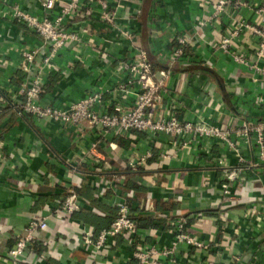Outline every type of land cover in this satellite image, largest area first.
Instances as JSON below:
<instances>
[{"label":"crops","instance_id":"crops-1","mask_svg":"<svg viewBox=\"0 0 264 264\" xmlns=\"http://www.w3.org/2000/svg\"><path fill=\"white\" fill-rule=\"evenodd\" d=\"M8 1L19 2L27 12L43 17L37 0ZM246 1L240 11H231L212 25L203 23L197 31L198 24L212 14L204 0H120L116 26L131 30L132 42L101 23L97 5L91 4L89 17L77 16L66 25L83 33L87 22L89 43L80 49L71 45L61 50L52 66L41 71V100L65 109L92 87L103 86L109 89L104 96L107 111L115 104L128 105L134 96L116 89L123 80V75L113 72L116 63L132 59L141 49L154 69L169 68L171 42L183 35L191 39L186 47L188 61L172 69L155 116L166 117V111L174 107L175 95V112L184 121L201 115L214 125L232 129L244 121H263L264 79L214 48L228 30L238 28L232 52L248 61L254 59L256 38L239 25L254 23L255 8L264 0ZM33 47L41 50L30 68V78L40 73L48 48L22 25L0 20V264H9L5 256L32 217L45 218L47 228L35 234L20 264H136L138 246L158 251L172 247L170 221L177 211L187 215L186 231L203 247L180 243L169 257L155 255L151 261L264 264V164L257 157L254 139L244 143L232 136L244 159L238 166L235 154L219 142L204 139L181 144L163 134L152 142L137 131L103 133L87 124L75 127L19 115L22 99L16 91L23 75L15 65L21 59L20 49ZM259 65L264 67V59ZM148 150L153 156L144 165L135 170L127 167L129 160ZM90 151L93 156L87 158ZM220 157L229 169H242L235 181L224 179L217 163ZM125 180L127 189L134 191L128 200L131 214L141 223L150 216L153 226L138 227L135 245L117 236L113 245L91 252L82 235L92 230L96 236L108 227L117 213L112 202L126 193L121 182ZM75 188L85 206L68 222L59 204ZM99 188L103 189L102 200L97 198ZM145 206L148 211H143ZM154 207L165 218H156Z\"/></svg>","mask_w":264,"mask_h":264},{"label":"built area","instance_id":"built-area-1","mask_svg":"<svg viewBox=\"0 0 264 264\" xmlns=\"http://www.w3.org/2000/svg\"><path fill=\"white\" fill-rule=\"evenodd\" d=\"M37 2L43 12V17L27 12L19 2L0 0V20L22 25L40 38L42 47L48 48V52L43 57V67L37 77L34 78L29 77L30 68L41 47L22 48L19 51L21 59L15 65L19 73L23 75L16 91L22 99L19 115L75 127L87 124L90 127L101 129L103 133L112 131L117 134H127L131 131H137L146 135L152 142L160 134L181 144H186L189 141L198 142L204 139L214 143L219 142L235 154L238 166L244 163V159L240 155L232 136L234 135L236 139H240L244 143H249L251 139H254L257 146V157L264 164V120L258 122L244 121L236 129L214 125L201 115L197 116L195 120L184 121L175 112L177 106L175 95H173L172 100L174 107L166 111V117L157 118L155 116L161 110L163 94L166 92L167 83L172 77V69L188 61L189 54L186 47L191 43V39L187 36H178L171 42L172 52L169 58V68L154 69L146 52L141 49L136 50L137 54L132 59H123L116 63L113 69L114 74L116 76L123 75V80L117 84L116 89L121 94H133L134 96L128 105L115 104L111 111H107L104 105V96L109 92V89L103 86L92 87L85 97L65 109L52 107L45 103L41 100V95L44 93L41 71L45 67L52 66L53 59L61 50L71 45H75L76 49H80L89 43L90 30L87 22L83 23V33L73 28L68 29L66 25L77 16L89 17L92 13L91 4L97 5L98 19L101 23L115 28L119 35L130 42H132L134 35L129 29H119L116 26L118 19L116 11L120 0H113V3H110L109 0H37ZM204 3L211 6L212 14L198 24L197 31H200L204 24H214L215 21L231 11H240L247 4V1L204 0ZM255 12L257 20L254 23L239 25V28L247 29L256 38L257 47L252 61H248L244 56L234 54L231 50L233 40L239 35L238 28L228 30L226 35L214 45V48L225 56H231L235 63L247 66L256 76L264 79V67L259 65L260 61L264 59V3L257 6ZM85 37H88V39H84ZM109 146L115 148L114 145ZM90 148L95 150L96 144H92ZM92 156V152L87 154V158H92ZM152 156V151L148 150L143 155L129 160L127 167L135 170L144 165ZM217 163L223 169L226 182L235 181L242 173L240 168L229 169L224 157L218 158ZM121 182L125 184V181ZM222 188L224 191L227 190V184L224 183ZM128 193L129 199L134 197V192ZM102 195L103 189L99 188L97 198L102 200ZM129 199L126 198L125 193L119 196L115 218L107 228L101 230L96 236H94L92 230L84 231L82 239L91 252L99 253L111 244L113 245V239L117 236L124 238L130 245L136 244L138 227L131 216L130 206L128 205ZM84 206V202L78 198L76 192L71 190L59 204V209L69 222L73 215ZM252 213H254L253 210ZM256 218L260 220L259 216ZM171 220L170 224L174 236L172 247L158 251L155 247L141 250L138 246L134 251L136 264H164L156 259L151 261V258L160 254L169 257L172 250L180 243L196 248L203 247L200 242L187 233V219L185 217L175 216ZM46 228L45 218H30L24 228L23 235L8 250L5 256L7 262L9 264H20V261L27 254L28 245L34 242L35 234L38 231H44ZM109 241L111 242L108 243Z\"/></svg>","mask_w":264,"mask_h":264},{"label":"trees","instance_id":"trees-1","mask_svg":"<svg viewBox=\"0 0 264 264\" xmlns=\"http://www.w3.org/2000/svg\"><path fill=\"white\" fill-rule=\"evenodd\" d=\"M20 109V108H19ZM128 183H127V181L125 180V185H123V187L125 188V190H126V193H125V195H126V198H130V196H129V193L128 192H134L132 189H127L128 187ZM75 192H76V194L78 193V188H75V190H74ZM112 203H115L114 204V206H115V209H116V211H117V208H116V204H117V201L115 200V201H113ZM95 211V210H94ZM143 211H148L147 210V206H145V207H143ZM155 211H158V209L156 210V208L154 207V213H155V216H156V218H165V216L162 214V213H157V212H155ZM131 216H132V219L134 220V222L136 223V226L137 227H139L140 225L141 226H145V227H151V226H153L152 225V220L150 219V216L147 218V219H145V221H144V223H141L140 222V220L138 219V217H136V216H134V215H132L131 214ZM176 216H183V217H185L186 219H187V215H182V214H180V212H178L177 211V213H176ZM142 220V219H141ZM112 222V221H111ZM110 222V223H111ZM189 224V221L187 220V225ZM110 225V224H109ZM108 225V226H109ZM186 225V226H187ZM107 228V227H106Z\"/></svg>","mask_w":264,"mask_h":264}]
</instances>
